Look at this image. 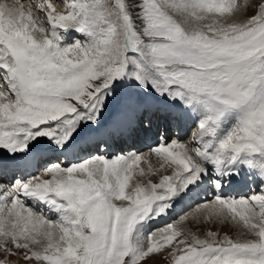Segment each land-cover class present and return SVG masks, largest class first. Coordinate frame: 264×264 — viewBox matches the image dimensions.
Segmentation results:
<instances>
[{
	"label": "snow or ice",
	"instance_id": "6c2138e0",
	"mask_svg": "<svg viewBox=\"0 0 264 264\" xmlns=\"http://www.w3.org/2000/svg\"><path fill=\"white\" fill-rule=\"evenodd\" d=\"M0 70V264H264V0L0 2Z\"/></svg>",
	"mask_w": 264,
	"mask_h": 264
},
{
	"label": "rangeland",
	"instance_id": "374dc122",
	"mask_svg": "<svg viewBox=\"0 0 264 264\" xmlns=\"http://www.w3.org/2000/svg\"><path fill=\"white\" fill-rule=\"evenodd\" d=\"M257 1L258 0H253V5ZM252 9H253V7L249 9V12H251L250 15L253 12V11H251ZM156 164L157 165H154L153 164L151 166L153 168H156L159 165L158 163H156ZM141 167H143V168H145V170H147V167L148 166H147V164L145 165L144 163H142L141 164ZM150 178H152V180H154L153 177H150ZM141 179H143V178H141ZM145 179H147V178H145ZM188 227H190L192 229V231L196 232L200 236H204V234H205V232L207 230L217 231L219 233V236H221V237L223 235L227 234L228 236L236 239V237L238 238V236H239L238 235L239 232H237L238 230H235V228H233L231 225L221 226V225H218V224H202L199 227H197L192 222H189ZM242 237H245V236H239V238H242ZM3 258H4L3 257V254H0V259H3ZM9 259L12 260L13 262H16L17 261V258L16 257H10ZM18 264H23V262L22 261H19ZM148 264H168V261L165 260L162 255H157V256H153L152 259L148 261Z\"/></svg>",
	"mask_w": 264,
	"mask_h": 264
},
{
	"label": "bare ground",
	"instance_id": "6f19581e",
	"mask_svg": "<svg viewBox=\"0 0 264 264\" xmlns=\"http://www.w3.org/2000/svg\"><path fill=\"white\" fill-rule=\"evenodd\" d=\"M4 1H5L6 3H9V4L12 3V0H4ZM22 2L26 4V3H28V2H31V0H23ZM251 11H252V10H251ZM250 13H251V12L248 11V15H250ZM126 154H127V153H125L124 155H126ZM149 162H150L151 165H153V164H154V165H157L156 163H153L152 161H149ZM145 165H146V164H145ZM147 166H148V165H147ZM167 174H170V173H167ZM151 177H153V179L156 180V177H155V176H151ZM137 179H141V178L138 177ZM143 179H145V178H143ZM151 179H152V178H151ZM177 208L180 209V210H181V208L184 209V207H182V206H180V207L178 206ZM186 209H187V208H186ZM187 211H188V210H187ZM183 212H184V211H183ZM183 212L180 211L179 213L182 215ZM184 213H185V212H184ZM54 215H55V214H54ZM165 218H166V217H161V218L157 219L156 222L159 223V222L163 221ZM175 218H176V217H175ZM178 218H179V217H177V219H178ZM170 220H171V219H170ZM168 222H169V221H168ZM163 224H165V223H163ZM161 225H162V224H161ZM231 228H232V227H231ZM233 228H234V227H233ZM201 230H202V229H201ZM235 230H237V229L235 228ZM235 232H236V231H235ZM237 232H239V231H237ZM237 234H238V233H237ZM238 235H239V234H238ZM236 238H237V237H236Z\"/></svg>",
	"mask_w": 264,
	"mask_h": 264
}]
</instances>
